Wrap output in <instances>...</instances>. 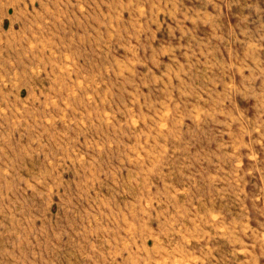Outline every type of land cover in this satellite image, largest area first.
I'll return each mask as SVG.
<instances>
[{
	"label": "rangeland",
	"instance_id": "1",
	"mask_svg": "<svg viewBox=\"0 0 264 264\" xmlns=\"http://www.w3.org/2000/svg\"><path fill=\"white\" fill-rule=\"evenodd\" d=\"M0 264H264V0H0Z\"/></svg>",
	"mask_w": 264,
	"mask_h": 264
}]
</instances>
